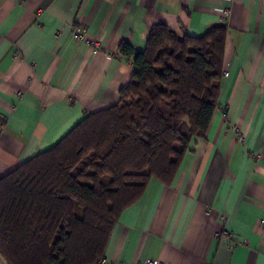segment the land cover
<instances>
[{
  "label": "crops",
  "instance_id": "crops-1",
  "mask_svg": "<svg viewBox=\"0 0 264 264\" xmlns=\"http://www.w3.org/2000/svg\"><path fill=\"white\" fill-rule=\"evenodd\" d=\"M155 24L226 28L227 76L171 182L120 212L104 264H264V0H0V178L115 105L133 74L119 44L142 51Z\"/></svg>",
  "mask_w": 264,
  "mask_h": 264
},
{
  "label": "trees",
  "instance_id": "trees-1",
  "mask_svg": "<svg viewBox=\"0 0 264 264\" xmlns=\"http://www.w3.org/2000/svg\"><path fill=\"white\" fill-rule=\"evenodd\" d=\"M226 28L201 36L153 25L115 105L0 178L8 264H98L120 212L151 179L169 184L217 107Z\"/></svg>",
  "mask_w": 264,
  "mask_h": 264
},
{
  "label": "built area",
  "instance_id": "built-area-1",
  "mask_svg": "<svg viewBox=\"0 0 264 264\" xmlns=\"http://www.w3.org/2000/svg\"><path fill=\"white\" fill-rule=\"evenodd\" d=\"M73 31H74V37L76 40L78 41H82L83 43L85 44H88L91 49L93 51H96L97 49H99L100 47V42L98 39L96 38H89L86 33H83L82 31L80 30H76L75 28H73ZM222 75L223 76H227V71H223L222 72ZM0 134H1V130H0ZM221 219L225 220L226 219V215L222 214L221 215ZM264 221V219H263ZM105 260L102 259L99 264H104ZM147 264H159L156 260H150Z\"/></svg>",
  "mask_w": 264,
  "mask_h": 264
},
{
  "label": "water",
  "instance_id": "water-1",
  "mask_svg": "<svg viewBox=\"0 0 264 264\" xmlns=\"http://www.w3.org/2000/svg\"><path fill=\"white\" fill-rule=\"evenodd\" d=\"M224 23H222V22H219L218 24H217V26H222V27H224Z\"/></svg>",
  "mask_w": 264,
  "mask_h": 264
}]
</instances>
